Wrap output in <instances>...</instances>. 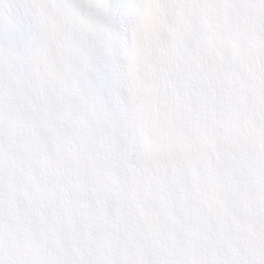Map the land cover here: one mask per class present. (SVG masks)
Listing matches in <instances>:
<instances>
[{
  "label": "snow or ice",
  "instance_id": "obj_1",
  "mask_svg": "<svg viewBox=\"0 0 264 264\" xmlns=\"http://www.w3.org/2000/svg\"><path fill=\"white\" fill-rule=\"evenodd\" d=\"M0 264H264V0H0Z\"/></svg>",
  "mask_w": 264,
  "mask_h": 264
}]
</instances>
